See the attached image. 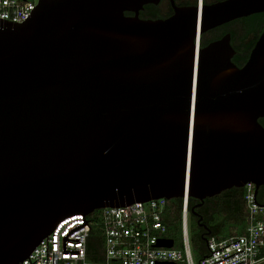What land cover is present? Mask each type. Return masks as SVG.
Instances as JSON below:
<instances>
[{
  "label": "water",
  "instance_id": "obj_1",
  "mask_svg": "<svg viewBox=\"0 0 264 264\" xmlns=\"http://www.w3.org/2000/svg\"><path fill=\"white\" fill-rule=\"evenodd\" d=\"M158 1L40 0L0 20V264L75 213L264 185V26L242 66L228 32L199 45L264 0L138 16Z\"/></svg>",
  "mask_w": 264,
  "mask_h": 264
},
{
  "label": "built area",
  "instance_id": "obj_2",
  "mask_svg": "<svg viewBox=\"0 0 264 264\" xmlns=\"http://www.w3.org/2000/svg\"><path fill=\"white\" fill-rule=\"evenodd\" d=\"M40 0H0V20L20 23L28 19ZM244 187L245 227L241 234L209 236L206 250L196 260L189 229L188 196L181 199L179 238L170 236L165 197L75 213L61 219L52 231L18 264H263L264 201ZM99 235V258L90 259L87 240ZM172 240L171 246L159 245ZM96 253V251H95Z\"/></svg>",
  "mask_w": 264,
  "mask_h": 264
},
{
  "label": "trees",
  "instance_id": "obj_3",
  "mask_svg": "<svg viewBox=\"0 0 264 264\" xmlns=\"http://www.w3.org/2000/svg\"><path fill=\"white\" fill-rule=\"evenodd\" d=\"M125 14H130L125 12ZM249 17L237 18L232 27L223 26L209 29L200 34L199 45L205 46L208 42L217 39L226 31L230 33V43L235 50L231 60L242 66L249 55L254 40H246L251 31ZM258 121L264 127V117H259ZM256 198L264 201V185L257 189ZM200 200L189 196V229L190 241L194 256L198 258L206 250V239L209 236L226 237L229 235L241 234L245 227V206L244 187H231L219 193L205 197ZM181 209V199L171 198L167 201V214L165 220L168 225L170 236L175 240L179 238V218ZM98 210L94 211V214ZM99 235L92 232L87 240V251L90 259L99 258ZM96 251V253H95ZM264 264V263H263Z\"/></svg>",
  "mask_w": 264,
  "mask_h": 264
},
{
  "label": "flooded vegetation",
  "instance_id": "obj_4",
  "mask_svg": "<svg viewBox=\"0 0 264 264\" xmlns=\"http://www.w3.org/2000/svg\"><path fill=\"white\" fill-rule=\"evenodd\" d=\"M217 1H219V0H173V3L176 6H189V5H198L199 3L204 4V5H208V4H212L214 2H217ZM173 12H174V9H173V5H172L171 0H159L157 3L150 2V3L144 4L143 8L139 10L138 16L140 18H145V19H148V18H150V19L166 18V17L172 15ZM129 13L132 14L131 12H129ZM245 17H249V19H251L250 25H252V26H250L251 31L247 35L246 40H254V42H255L256 39L258 38L259 34L261 33L263 26H264V12H255V13L250 14V15L245 16ZM236 21H237V18L230 20L228 22L222 23V24L215 26L211 29L214 30V28H217V27L222 28L223 26L232 27V25ZM227 32L229 33V31H226L225 33H227ZM225 33H223V34H225ZM247 58H246V60H247ZM245 61H244V63H245Z\"/></svg>",
  "mask_w": 264,
  "mask_h": 264
},
{
  "label": "rangeland",
  "instance_id": "obj_5",
  "mask_svg": "<svg viewBox=\"0 0 264 264\" xmlns=\"http://www.w3.org/2000/svg\"><path fill=\"white\" fill-rule=\"evenodd\" d=\"M194 259L196 260L197 258L194 256Z\"/></svg>",
  "mask_w": 264,
  "mask_h": 264
}]
</instances>
